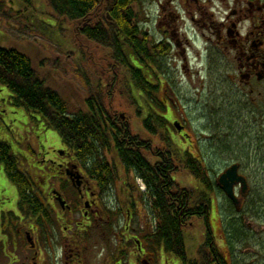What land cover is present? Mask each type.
Listing matches in <instances>:
<instances>
[{
  "label": "flooded vegetation",
  "instance_id": "obj_1",
  "mask_svg": "<svg viewBox=\"0 0 264 264\" xmlns=\"http://www.w3.org/2000/svg\"><path fill=\"white\" fill-rule=\"evenodd\" d=\"M219 1L225 15L216 21L205 11L210 0H156L159 17L155 34L147 32L148 44L145 40L139 44L143 55L146 47L155 49L153 63L144 56L142 63L133 66L162 75L161 70H168L170 60H180L181 68L186 69L187 50L195 44L190 41L193 38L201 44L195 53L198 67L207 73L208 98L194 103L190 109L191 116L205 122L201 128L177 121L172 114L170 118L158 116L166 124L157 132L156 151H151L150 146L148 152L140 154L141 170L150 165L161 176L159 164L171 161L175 169L172 180L183 163H196L210 175L212 163L207 149L210 137L214 140L219 133L230 152L219 159L224 167L221 174L236 167L248 186L245 193L234 186L235 204L221 189V213L226 216L235 208L241 216L250 190L247 176L241 171L250 167V162L243 165L244 158L238 155L253 150L250 160L256 154L255 160L264 161V0ZM186 25L193 32L191 38L184 31ZM213 56L222 65L220 87L216 86L218 96L210 91L213 85L209 64ZM143 110L139 114L134 111L141 125L147 118ZM111 117L124 128L123 133L129 132L128 118L117 113ZM243 133L250 135L247 148L239 145ZM1 134L0 144L4 147H0V264L162 262L163 246L152 238V219L161 213L154 207L153 190L147 187L144 176L137 177L121 165L113 149L99 148V154L85 162L63 144L38 158L29 146L20 157L6 141L5 131ZM141 142L145 143L136 138L132 142L131 137L119 138V143L134 148ZM141 174L146 176L150 172ZM138 185L144 190L140 191Z\"/></svg>",
  "mask_w": 264,
  "mask_h": 264
},
{
  "label": "trees",
  "instance_id": "obj_2",
  "mask_svg": "<svg viewBox=\"0 0 264 264\" xmlns=\"http://www.w3.org/2000/svg\"><path fill=\"white\" fill-rule=\"evenodd\" d=\"M19 1L26 7H31L35 2V0ZM42 1L55 17L80 24V35L110 54L111 63L122 72L120 74H123L124 88L121 92H115V82L119 77V74L115 73L113 85L109 90L102 89V86L100 88L96 86L85 100L86 109L70 114L67 105L59 95L48 88L44 80L33 70L27 57L15 50L0 48V85L12 94L13 105L25 109L28 113L40 116L45 128L57 132L61 143L74 152L80 161L92 160L93 156L99 154V148L106 147L116 152L121 165L126 170L133 172L137 177L143 178L144 176L147 187L153 190L152 197L156 199L155 201L151 197L154 201V207L161 212L152 219L154 227L152 238L158 244H162L165 253L176 256L182 264H228L227 259L225 260L219 253L208 224L211 195L216 197L220 195V188L212 175L210 174V176L196 163H183L177 173L181 171L187 173L200 185V190L183 188L176 180L171 179L175 169L169 161L168 154L166 159L169 163L163 161L159 164L161 176L154 167L150 168V165L146 166L145 171L141 170L140 154L149 151L150 140L157 138V132L160 127H165L166 121L161 122L160 118L149 107L146 114L147 118L142 121V135L140 137L134 135L130 128L129 132L123 133L124 128L116 125L114 118L111 117L116 112L114 111V102H112L114 97H120L127 104V108L131 109L135 105L137 109L135 112L139 114L143 107L140 106L139 108L135 104L136 100L132 97V89L136 93L145 90V87H149L153 91L157 89L150 84H145L142 70L133 66L135 63H142L144 56L145 60L153 63L155 55V49L149 48L151 50H148L147 47L144 50V55L141 54L142 48L139 45L144 40L147 44L149 41H147L149 36L141 29L139 20L140 9H142L145 0ZM1 4L2 2L0 8ZM161 71L164 73L163 69ZM147 73L149 77H153L155 71L148 69ZM128 84L131 86L129 87ZM158 108L166 112L165 107L158 105ZM121 136L131 137L132 142L135 138L145 141L142 139L144 138L149 142H141V145L137 144L134 148L119 143ZM111 140H114V143H111ZM0 147H4V144H0ZM228 149L225 147L222 149V153L230 154ZM247 155V153H242L240 157V159L245 158L242 159L243 165L250 161L254 164L263 162L261 159L255 160L256 154L254 160H250L253 155H249L250 157ZM245 170L244 167L241 172L247 176L249 182L248 205L243 208L244 212L241 216L237 214L235 208L228 211L226 216L229 220H227L226 227L232 229L228 233L225 227L223 230L225 244L228 248L229 264H240L237 248H260L264 246V235H259L256 238L251 235L250 231L247 232L243 225V218L245 217L255 218V220L264 218V213L257 211L259 210V203L264 201V190L260 191L256 185H251L250 178L252 177ZM142 172L143 174L150 172V174L145 176L141 174ZM99 176H102V170H100ZM171 197H173V201ZM195 219H203L206 239L204 244L198 248L197 258L190 260L186 255L183 228L192 226ZM259 254L261 256L258 257L257 263L262 264L263 250Z\"/></svg>",
  "mask_w": 264,
  "mask_h": 264
},
{
  "label": "rangeland",
  "instance_id": "obj_3",
  "mask_svg": "<svg viewBox=\"0 0 264 264\" xmlns=\"http://www.w3.org/2000/svg\"><path fill=\"white\" fill-rule=\"evenodd\" d=\"M1 2L0 48L15 50L27 57L33 70L44 80L48 88L59 95L67 105L70 114L86 109L85 100L96 86L99 88L102 86V89H110L115 73L119 74L115 82V92H121L124 88L123 74H120L122 72L111 63L110 54L80 35V24L55 17L42 0H35L31 7H26L19 0H0ZM156 6V0H145L139 15L141 29L153 36L156 28L155 21L159 17ZM207 6L208 9L205 11L212 15L216 21L224 17L225 8L219 0H210ZM184 31L187 37L191 38L193 32L189 30V25L184 26ZM190 41H195V44L187 50L186 69L181 68L182 62L180 60H170L168 70L162 75L154 73L153 77H149L147 70H142L144 83L157 87L158 90L153 91V89L145 87L144 92L139 91L137 94L132 89V97L136 100L135 104L145 110L142 112L143 115L147 114L150 107L152 112L159 117L170 118V114H172V117L177 121L181 120L192 124L194 128H201L205 122L196 120L195 117L191 116L190 109L194 103H201L202 100L208 98V78L207 73L201 72V68L198 67L200 64L195 51L200 49V41L193 38ZM209 65L211 67L210 83L213 85L210 91L218 96L219 91L217 92L218 87L216 88V86L220 85L218 77L221 76L222 65L217 56L211 58ZM129 83L131 82L129 81ZM128 86L131 85L128 84ZM162 90H164L163 93ZM213 100L214 96H211V101ZM112 102H114L115 113L118 116L122 115L128 118L129 128L133 134L141 137V124L134 117V111H137L135 105L131 109L127 108V104L117 96L113 98ZM214 103L217 105L218 101ZM158 105L165 107L166 110L169 109L170 112L167 110L164 113L158 108ZM0 115L2 116L0 119V137H2V131H5L6 141L12 144L20 157L24 156L29 146L34 150L35 158H38V155L42 156L45 152L49 153V151L63 147L57 132L45 128L40 116L13 106L12 94L2 85H0ZM141 118L143 119V116ZM262 138L264 139V135ZM142 139L149 142L144 138ZM210 139L212 141L207 149L210 152L208 157L212 163L211 175L216 180L224 171L223 165L218 162L219 159L226 156L222 153V149L225 147L219 133L214 135V140L213 137ZM249 140L250 135L243 133L239 145L246 147ZM149 144L151 151H156L157 141L150 140ZM250 151L239 154L247 153V157H250L249 155L254 154L253 150ZM238 156L241 157V155ZM248 165L250 167H245V171L252 177L250 178L251 185H256L260 191L264 190V161L258 164L250 161ZM175 180L183 188L200 190V185L183 171L176 174ZM223 202L221 195L217 198L213 197V199L211 197L208 224L219 253L225 260L227 259L229 264L228 248L225 244L223 230L225 227L228 233L232 228L226 227L229 218L221 213ZM258 208L259 213H264V201L259 203ZM243 225L247 232L250 231L251 235L256 238L259 235H264V218L255 220V218L245 217L243 218ZM205 232L203 219H195L192 226L183 228V239L188 259L197 258L198 248L204 244L206 239ZM261 249L264 252V246L260 248H237L239 263L258 264L257 259L261 256L259 254ZM160 264H182V262L176 256L163 251ZM262 264H264V259Z\"/></svg>",
  "mask_w": 264,
  "mask_h": 264
},
{
  "label": "water",
  "instance_id": "obj_4",
  "mask_svg": "<svg viewBox=\"0 0 264 264\" xmlns=\"http://www.w3.org/2000/svg\"><path fill=\"white\" fill-rule=\"evenodd\" d=\"M178 130V125L174 126ZM218 184L234 203L236 202V198L233 193V188L236 184H239L241 187L242 193L246 190V181L243 177L238 176L236 167H232L227 170L223 175H221L218 179Z\"/></svg>",
  "mask_w": 264,
  "mask_h": 264
}]
</instances>
